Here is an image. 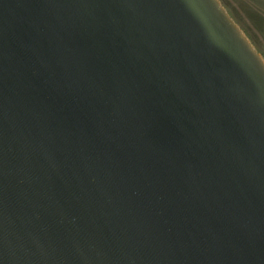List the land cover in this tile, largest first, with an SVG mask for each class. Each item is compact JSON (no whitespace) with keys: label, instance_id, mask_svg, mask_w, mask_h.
Here are the masks:
<instances>
[{"label":"water","instance_id":"1","mask_svg":"<svg viewBox=\"0 0 264 264\" xmlns=\"http://www.w3.org/2000/svg\"><path fill=\"white\" fill-rule=\"evenodd\" d=\"M0 264H264V57L220 0H0Z\"/></svg>","mask_w":264,"mask_h":264},{"label":"rangeland","instance_id":"2","mask_svg":"<svg viewBox=\"0 0 264 264\" xmlns=\"http://www.w3.org/2000/svg\"><path fill=\"white\" fill-rule=\"evenodd\" d=\"M225 4V8L234 19V21L242 28L246 36L252 44L264 57V32L260 30V24L257 17L247 14L243 2L238 0H220ZM253 17L255 19H253Z\"/></svg>","mask_w":264,"mask_h":264},{"label":"crops","instance_id":"3","mask_svg":"<svg viewBox=\"0 0 264 264\" xmlns=\"http://www.w3.org/2000/svg\"><path fill=\"white\" fill-rule=\"evenodd\" d=\"M238 1L243 2V6L245 7L244 9L247 14L257 17V21L260 24V30L264 32V0H238ZM221 2L225 7L223 1ZM253 19L255 18L253 17Z\"/></svg>","mask_w":264,"mask_h":264}]
</instances>
